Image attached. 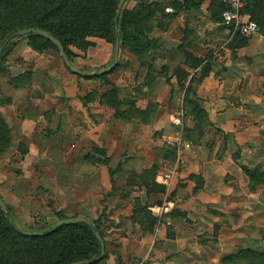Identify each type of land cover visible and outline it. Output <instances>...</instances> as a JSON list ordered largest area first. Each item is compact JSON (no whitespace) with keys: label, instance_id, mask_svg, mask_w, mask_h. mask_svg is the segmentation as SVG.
<instances>
[{"label":"rangeland","instance_id":"374dc122","mask_svg":"<svg viewBox=\"0 0 264 264\" xmlns=\"http://www.w3.org/2000/svg\"><path fill=\"white\" fill-rule=\"evenodd\" d=\"M199 1L192 0L187 4L194 8L201 4H198ZM172 2H159L171 8V12L166 9L165 13L157 12L150 20L144 17L141 28L149 36L151 48L134 54L133 42L124 44L120 48L119 65L107 74L109 82L85 79L70 72L58 49L50 47L44 52H37L31 48L27 35L11 37L13 33L2 42L13 18L4 21L7 12L4 5L0 6V48L4 46L0 54V115L10 129L9 145L6 147L7 142H0V195L8 205V218L22 231L47 230L57 222V212L68 217L84 216L97 220L104 232L108 253L114 252L109 249L111 247L123 246V242L126 245L124 240L129 238L144 239L146 246L142 247V256L136 260L131 258L133 264H165L176 255L180 258L181 253H176V250L181 243L185 247L182 253L185 261H179L182 264H249L245 260L226 262L218 249L214 253L218 262H207L200 259L204 251L199 253L196 247L199 244L207 250L208 247L218 248L220 244L225 246L239 231L247 236L246 242L242 240L240 249L254 247L264 253V181L251 188L247 175L248 184L234 187L233 178L227 176L225 185H229L231 190L225 195V201L230 204V196H241L243 200L240 207L236 204L228 205V209L223 207L225 211L216 224L218 228L215 225L211 229L207 224L204 229L190 226L192 222L184 219L186 214L182 210L183 203L192 197L190 191L182 187L185 180L196 181L194 194L203 185L201 177L189 174L195 163H216L223 158L236 161L242 152L247 166L263 173L264 178V79L258 78V75L264 78V62L255 63L259 67L262 65L263 72H254L256 69H253L251 72L256 76L249 74L247 84L240 85L244 91L239 92L235 86L227 84H223L221 89L233 106L228 111V119L239 121L243 127L245 142L239 147L233 143L235 133L226 134L225 131L211 129L214 124L208 111L195 95V87L207 76L198 79L186 77L189 83L181 82L186 71L179 67L180 71L174 73L176 76L171 70L172 76L169 77V69L160 68L157 71L156 66L161 63L156 57L153 60L155 66L151 64L150 73L144 75L143 68H148L149 64L144 61L145 54L163 57V49L172 54L176 51L173 42L163 43L162 51L155 50L161 46L158 45L159 37L155 36L157 32L167 31L172 22H177L179 25L175 29L171 27L175 38L176 33L184 31L179 18L185 24L192 19L196 24L203 21L199 15L192 17L187 13L190 8H184L185 12L179 14V9L171 5ZM138 4L139 0H126L121 11L132 12ZM208 9L209 20H217L221 24L205 28V31L223 33L226 25L218 8L210 3ZM143 15L146 12L141 14V20ZM127 28L132 31L133 26L128 24ZM245 37L249 42L253 35ZM223 38L220 37L214 48L201 47L203 60L211 55L216 56V60L221 57ZM181 40L186 46L188 40L196 41L197 35L187 31ZM97 42L102 45L104 40ZM71 49L81 53V56L86 51L76 46ZM249 53H245L247 57ZM110 54V63L83 69L88 74H94L110 66L114 51ZM76 57L72 58L74 65H77ZM252 63L254 65L253 61L248 64ZM220 71L205 90H214L217 80L224 78ZM173 78L175 83L172 84ZM78 100L87 109L85 116L69 106ZM191 101H196L206 110L212 123L210 126L203 122L202 133L196 129V121L189 114ZM119 110L122 111L120 117L116 115ZM67 111H72L70 122L63 118ZM177 114H183L184 145L180 153L177 143H168L177 139L178 128L172 123ZM88 124L94 129L87 128ZM256 131L260 135L257 139L254 136ZM203 139L208 142L209 148H203L197 157H193L192 151H196V146ZM171 166L178 168L171 185L162 186L165 189L163 193L146 198L142 193L143 187L147 189L148 184L156 187L154 183L160 185L158 177ZM216 175L214 173L213 177L216 178ZM163 203H171V211L162 216L154 215L152 207ZM234 208L239 211H234ZM231 213L237 218L231 217ZM175 218L180 222L179 237L182 239L178 242L162 241L160 238L166 236V231L171 239L176 236L173 226L168 223L174 222ZM194 229L202 233L192 232ZM236 238L234 241H237ZM260 260L253 259L252 263L259 264Z\"/></svg>","mask_w":264,"mask_h":264},{"label":"trees","instance_id":"16d2710c","mask_svg":"<svg viewBox=\"0 0 264 264\" xmlns=\"http://www.w3.org/2000/svg\"><path fill=\"white\" fill-rule=\"evenodd\" d=\"M202 1L200 0L198 4ZM119 2L120 0H1L0 6L4 5L5 12H7L4 21H11L13 18L3 34L2 42L16 31L24 28H37L43 29L57 38L63 44L71 62L72 58L77 56L71 47L76 46L87 50L93 44L89 40L91 37L101 38L112 44L114 48L116 40L119 38L121 49L124 44L131 41L133 42L132 52L134 54L137 51H141V53L148 51L152 42L145 30L141 28L144 17L150 20L157 12L165 13L166 7L160 4L161 2L139 0L136 9L132 12L123 9L118 21H115ZM188 2H192V0L174 1L171 5L178 9L184 8V6L190 8ZM211 4L218 8L219 13L225 9V6L218 0H212ZM145 12L146 15H143L141 20L140 16ZM242 12L256 21L261 32L264 33V0H247ZM128 24L133 26L132 31L127 28ZM116 25L118 26L117 33ZM27 37L31 48L37 52H44L50 47L58 49L53 42L44 36L28 34ZM234 41L236 47H244L249 43L248 39L240 34L235 36ZM185 53L190 59H195L192 53L188 51ZM196 61V65L203 63L201 59H196ZM82 70L85 72L83 68ZM96 73L78 76L90 80H108L109 82L108 73L101 75ZM184 77L181 82L186 81L188 74L185 73ZM191 103L188 106L189 114L196 121V129L202 133L204 131L202 123L210 126L212 123L209 121L206 110L199 103L196 101H191ZM120 112L122 111L119 110L116 114L119 117ZM9 139L10 129L0 115V142H7V147ZM240 167L249 176L251 188H256L259 181H264L263 173H259L245 164H240ZM154 185L156 187H151L149 184L146 186L148 195L163 193L165 190L162 185L155 183ZM56 215L58 220L68 217L62 212H57ZM91 221L92 225L80 222L63 225L51 231L55 226L54 224L47 230L40 231L44 235L32 236L23 233L25 231L18 228L10 217L6 218L5 212L0 207V264H102L109 256L104 232L97 220ZM96 232H99L105 245L103 256H101L102 243L96 236ZM256 258L261 259L259 264L263 263L264 253L246 248L240 249L237 253L225 258L224 261L245 260L249 264H253L252 260ZM8 259H11L8 261L9 263L6 261Z\"/></svg>","mask_w":264,"mask_h":264},{"label":"crops","instance_id":"0c3cea01","mask_svg":"<svg viewBox=\"0 0 264 264\" xmlns=\"http://www.w3.org/2000/svg\"><path fill=\"white\" fill-rule=\"evenodd\" d=\"M152 1H158L162 2L164 0H152ZM168 1H175V0H168ZM182 1V0H177ZM211 0H203L201 4L198 5V7L190 8L189 12L192 17L195 15H199V17H202L203 21L199 24H196L193 22V19L188 22V24L182 22L179 18V23H181L182 27L184 28V31H182V34L176 33V37L174 38L172 35V28L175 29L179 24L176 22L170 21L171 25H169V28L167 31H161V32H155L157 37H159V48H156L155 50L162 51L163 49V43L165 42H173V46H175L176 51L175 54H172V52L167 53V50L163 49L165 55L163 57H157L151 56L152 53L145 54L144 61L149 62L147 65L148 68H143L144 75H148L150 65H154V58L156 57L158 62L160 61L161 65L157 67V71H160V68L163 70L169 69V77L172 76L171 70H173V76L174 73L177 71H180L179 67H182L186 73L188 74L189 79L191 78H201L202 76L206 77V79L203 80V82L195 87L196 97L200 98V101H203V106L207 109L209 117L211 119V122L214 124V127L211 128L214 131L219 130L222 132L228 133H235V140L233 143H236L239 147L245 142V137L243 136V127L242 124L237 120H229V116L227 117V114L229 110H232V103L230 100H226L224 92L222 89L223 84L232 85L233 87L237 88V91L242 92L244 89L240 88V85H246L247 84V78L249 79V74H251V77H255L256 71L263 72L262 65L259 67L257 64H255L258 61L264 62V33L259 30L258 33L253 34L252 39L249 40V44L244 47H236L235 46V36L231 35L228 28L225 27V30L223 33H208L205 31V28L208 27H215L216 24H221L220 21L217 20H209L210 11L208 9V6L210 5ZM185 8V7H184ZM184 8L179 9V14H183L185 11ZM186 9V8H185ZM188 11V10H186ZM168 23V22H167ZM174 24V26H173ZM260 28V27H259ZM189 29V30H188ZM187 31H190L191 33H195L197 35L196 41H190L188 40L186 42V46H184V42L181 40L183 36L187 33ZM193 31V32H192ZM231 35V36H230ZM209 36V37H207ZM252 36V35H250ZM220 37L223 38L224 51L222 52L221 57L216 60V56L211 55V57H207L206 60H203L201 56V47H211L214 48L216 44L219 43ZM195 38V37H193ZM89 40L93 43L86 51L85 53H82L83 56H81V53L78 51H73L77 53V57L75 58V64L79 68H97L104 66L105 64L110 63L111 54L110 51H114V47L112 44L106 42L104 40L103 44L100 45L97 41H101L103 39L97 38V37H91ZM193 40V39H192ZM228 41V42H227ZM175 43V44H174ZM226 43H229L230 46H226ZM198 45V47H196ZM182 46V47H181ZM200 51V52H198ZM178 49V50H177ZM185 49V50H184ZM185 51H188L193 54L195 59H190ZM248 54L247 57V53ZM152 52H154L152 50ZM163 53V52H162ZM168 54L170 57H168ZM162 56V55H161ZM164 58L162 61L161 59ZM250 58V59H249ZM196 59L203 60V63H200L198 65ZM254 62L252 64H248L249 62ZM195 62V63H194ZM206 62V63H205ZM248 62V63H247ZM194 63V64H193ZM155 66V65H154ZM153 66V67H154ZM103 69V68H101ZM253 69H256L254 72ZM219 70H221V74L224 78H220L218 81V84L216 85L214 90L207 91L205 88L208 87V84L212 81H214V77L218 75ZM219 77H221L219 75ZM259 79H264L263 76L258 75ZM222 79V80H221ZM224 80V81H223ZM157 81V79H156ZM190 80H188L186 83H189ZM158 82V81H157ZM175 83V79H172V84ZM154 85V82H153ZM168 88H171V86H167ZM235 88H233L235 90ZM247 91V90H246ZM208 93H211V95H208ZM70 95V94H69ZM72 98L71 96H69ZM161 102V101H159ZM70 107H73V109L83 114L82 116H85L87 113V109L83 106V103L78 100L71 102ZM86 110V112H85ZM56 116V113L55 115ZM72 111L71 113L69 111L66 112L65 115H63V118L67 120V122L72 121ZM28 121V120H26ZM86 122V121H85ZM95 125L94 123H92ZM194 125V122H192ZM91 127L90 124H88L87 128ZM256 128V127H255ZM91 129H94L91 127ZM96 129V128H95ZM257 129V128H256ZM233 135V134H232ZM254 135V134H253ZM256 139L260 136L259 132L256 131L255 135ZM86 137H88V133L86 134ZM207 141L204 139L200 141L198 146H196V151H192L193 157H197V155L202 151L203 148L208 149ZM212 146V144H211ZM242 158V152L240 153V156L237 157V160L231 161L227 160L226 158H223L222 161H218L216 163L213 162H205V163H195L193 170H191L190 175H196L198 177H201V180L203 181V185L201 188L198 189L196 194L195 187H196V181L187 179L185 180V185L182 186L183 189L186 191H190L191 198L187 199L185 203H183V212L186 214L184 219L186 221L192 222L190 226L197 227L199 229L205 228L206 224L210 226L211 229L215 228V225L219 223L221 220V215H224L225 209L223 207H226L228 209V205L236 204V207H240L242 204L243 198L241 196H235L232 198L230 196L229 201L231 203L229 204L228 201H225V195L229 192L228 190H231L229 185H225L227 176H231L233 178L234 187H241V185L248 184L249 180L247 178V175L243 172L242 168L240 167V164H246V162L243 159V162L241 161ZM189 169V168H188ZM187 171V170H186ZM185 171V172H186ZM217 174L216 178L213 177V174ZM225 174V176H224ZM219 175V177H218ZM243 182V183H242ZM144 193L145 197H152L156 194L148 195V191L145 187ZM143 199V198H142ZM197 199V201H196ZM210 208V209H208ZM232 209V208H231ZM238 208H234L233 210L236 211ZM239 211V210H237ZM227 214V213H226ZM234 215V213H231ZM233 217L234 219L237 218L236 215ZM231 217H228L227 219H231ZM57 220V219H56ZM91 220V219H90ZM168 223H171L173 226V231L175 233V237L173 235V239L168 237V231H166V236L161 237L162 241H180L182 239L179 237V231L180 229V222L177 218H175V221H169ZM188 227V226H187ZM217 227V225H216ZM218 228V227H217ZM183 229V228H182ZM185 228L183 229V231ZM190 230V229H188ZM165 231V230H164ZM197 230H192V232H196ZM202 232L197 231V234H200ZM150 237V236H149ZM196 237V236H195ZM232 240L230 243H228L225 246H218V248L208 247L207 250L204 249L203 246L197 244V250L200 253V259L206 260L207 262L216 261L218 262V258L216 257L215 249H218V253L224 256V258H227L231 256L232 254L237 253L240 250V245L243 241H247V236L242 232H236L232 236ZM236 238L237 241H234ZM132 238L134 236L132 235ZM130 239V238H129ZM124 240L127 242H123V246L117 245L116 247H111L109 249H113L109 253V256L107 260L102 264H133L134 260L140 258L142 256V247L146 246V242H144V239L139 240L137 238L132 240ZM171 239V240H170ZM176 239V240H175ZM256 239V238H255ZM239 240V242H238ZM243 240V241H242ZM129 241V242H128ZM256 241V240H255ZM182 242V241H181ZM217 245V244H216ZM178 249L176 250V253H181L180 258H177L179 255L174 256L171 259H168L165 264H182L179 261L181 259L183 262L185 261L184 256L182 257V253H184L185 247L183 244L178 245ZM257 247V246H256ZM253 250H257V248L249 247ZM183 250V252H182ZM260 251V250H257ZM217 252V251H216ZM165 253L164 251L162 252ZM134 254V255H130ZM171 255V254H169ZM131 258H133L131 260ZM165 258V257H164ZM166 259V258H165ZM133 261V262H132ZM135 264V263H134Z\"/></svg>","mask_w":264,"mask_h":264},{"label":"built area","instance_id":"2783aa9c","mask_svg":"<svg viewBox=\"0 0 264 264\" xmlns=\"http://www.w3.org/2000/svg\"><path fill=\"white\" fill-rule=\"evenodd\" d=\"M221 2L225 9L221 13L223 23L229 29L231 35H243L250 36L259 32L260 28L256 21L252 20L248 14L243 13L247 0H218ZM167 12H171L172 9L167 7ZM172 123L176 131V142L168 141L169 144L177 143L178 151L180 153L181 146L184 145L182 140V127H183V114H177L173 117ZM189 146V144H186ZM178 168L171 166L166 172L159 176L158 183L164 187H169L174 180V176L177 175ZM152 211L156 216H162L171 211V203L156 204L152 207Z\"/></svg>","mask_w":264,"mask_h":264},{"label":"water","instance_id":"95a60500","mask_svg":"<svg viewBox=\"0 0 264 264\" xmlns=\"http://www.w3.org/2000/svg\"><path fill=\"white\" fill-rule=\"evenodd\" d=\"M126 0H120L119 4H118V9H117V15L115 17V21H118V17L120 15L121 9L124 5ZM118 32V26L116 25V33ZM28 34H37V35H41L46 37L47 39H49L51 42H53L59 49L60 51V55L62 56L65 65L69 68V70L71 72H73L76 75H80V76H86L88 75L86 72H84L81 68L77 67L76 65H74L69 58L67 57L65 48L63 46V44L54 36H52L51 34H49L47 31L43 30V29H37V28H24L21 29L17 32H15L11 37H16V36H25ZM8 40H6L7 42ZM4 46H2L0 48V54L3 51ZM119 58H120V40L119 38H117L116 40V44H115V48H114V60L112 62V64L106 68L100 69L96 74L97 75H101V74H106L109 73L111 71H113L118 63H119ZM0 207L3 210V212H5L6 218H8V214H7V204L6 202L3 200V198L0 195ZM80 222H84L87 223L89 225H92V221L84 216H70L64 219H60L55 223V226L52 228L51 231H54L57 227L63 226V225H70V224H76V223H80ZM26 235H32V236H37V235H44L43 232H30V231H25L23 232ZM96 236L98 237V239L101 241L102 243V253L101 256H103L105 254V245L103 243V239L101 237V235L99 234V232H96Z\"/></svg>","mask_w":264,"mask_h":264}]
</instances>
